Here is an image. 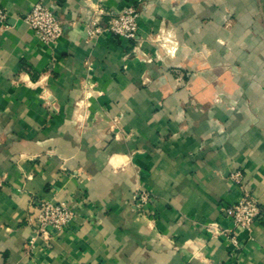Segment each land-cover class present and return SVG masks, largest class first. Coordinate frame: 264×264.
Returning <instances> with one entry per match:
<instances>
[{"label": "crops", "instance_id": "obj_1", "mask_svg": "<svg viewBox=\"0 0 264 264\" xmlns=\"http://www.w3.org/2000/svg\"><path fill=\"white\" fill-rule=\"evenodd\" d=\"M38 1L0 0V264H264V215L223 210L242 170L264 212V0H46L52 46ZM128 7L138 42L89 35ZM41 199L79 215L30 247Z\"/></svg>", "mask_w": 264, "mask_h": 264}, {"label": "built area", "instance_id": "obj_2", "mask_svg": "<svg viewBox=\"0 0 264 264\" xmlns=\"http://www.w3.org/2000/svg\"><path fill=\"white\" fill-rule=\"evenodd\" d=\"M46 0H39L33 5L24 19L35 31L39 40L49 46L55 45L63 34L61 18L48 6ZM109 19L106 26H95L88 30L90 36H95L102 31H109L121 38L135 42L140 40L138 30L139 10L136 7H128L122 11L107 13ZM7 12L0 8V19H6ZM161 40L157 36V41ZM175 50L172 44L169 51ZM232 181L240 188V198L231 205L223 208L225 214L234 224L236 229L251 232L254 223L263 219V209L259 198L245 186V175L242 170L231 173ZM135 206L139 211L146 212L151 201L149 191L141 189L135 194ZM79 210L76 204L68 201L41 199L37 205V211H28L27 223L32 227L33 234L29 240V246L33 247L38 239L50 240L53 231L68 229L78 217ZM216 230V229H215ZM230 240L235 249L241 247V241L235 233L230 235Z\"/></svg>", "mask_w": 264, "mask_h": 264}]
</instances>
